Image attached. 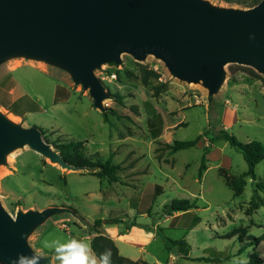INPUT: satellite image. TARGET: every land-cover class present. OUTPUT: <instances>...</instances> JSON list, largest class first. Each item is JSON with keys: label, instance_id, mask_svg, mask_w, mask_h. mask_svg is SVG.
Returning <instances> with one entry per match:
<instances>
[{"label": "rangeland", "instance_id": "obj_1", "mask_svg": "<svg viewBox=\"0 0 264 264\" xmlns=\"http://www.w3.org/2000/svg\"><path fill=\"white\" fill-rule=\"evenodd\" d=\"M209 1L239 9L260 2ZM121 59V66L106 64L95 72L112 97L104 101L103 113L62 70L24 59L0 65V110L24 127L40 129L58 153V145L81 141L86 157L102 163L109 159L120 168L119 180L110 183L89 175L93 171L65 172L29 147L11 153L7 167L0 168V203L9 215L49 206L67 207L74 214L50 217L30 236L29 246L56 264L44 243L69 238L89 243L94 236L91 224L100 220L99 231L117 232L123 257L150 264H164L168 258L172 264H247L256 252L264 264V237L241 253L236 237L224 238L236 227H247L255 238L264 236V161L255 166L256 179H246L241 194L234 196L225 181L243 173L246 163L228 142L213 141L224 130L241 143L255 140L264 147V78L249 67L225 66L226 78L210 111L206 90L170 77L159 60L149 56L138 63L125 54ZM138 64L159 78L144 86ZM112 73L115 79L102 80ZM153 85L164 86L158 96L153 95ZM196 138L200 140L192 148L174 154L167 148L173 141ZM204 147H209L207 169L199 180ZM155 184L163 192L155 197L151 214L140 217L133 204L139 207ZM173 199L195 201L197 209L168 215L166 206ZM112 218L118 222L104 223ZM133 223L149 234L142 249L126 234Z\"/></svg>", "mask_w": 264, "mask_h": 264}, {"label": "water", "instance_id": "obj_2", "mask_svg": "<svg viewBox=\"0 0 264 264\" xmlns=\"http://www.w3.org/2000/svg\"><path fill=\"white\" fill-rule=\"evenodd\" d=\"M162 62L170 77L206 90L210 111L221 90L225 66L249 67L264 78V0L251 8L209 0H0V65L24 59L64 71L87 91L93 108L105 112L112 97L95 75L103 65H122V55ZM29 147L63 171H92L66 163L37 127H24L0 110V168L11 153ZM67 207L17 210L0 203V264L17 253H36L30 236Z\"/></svg>", "mask_w": 264, "mask_h": 264}, {"label": "trees", "instance_id": "obj_3", "mask_svg": "<svg viewBox=\"0 0 264 264\" xmlns=\"http://www.w3.org/2000/svg\"><path fill=\"white\" fill-rule=\"evenodd\" d=\"M226 3H232L231 0H223ZM252 6V5H251ZM250 6V7H251ZM139 68V79L144 86L148 85L150 80L156 81L159 78V74L149 70L146 66L138 64ZM163 85H153L151 86V90L153 91L154 96H158L163 90ZM57 97V91L55 92V99ZM114 98L117 102H121V97L119 95H114ZM105 119V117H104ZM44 134V132H42ZM224 140L228 142V144L238 151L243 160L246 163V170L241 173L238 177L227 180L226 185H228L232 191L234 196H239L243 190V187L246 184V179L255 180V166L264 161V147L258 141L252 140L246 143L239 142L233 135H229L224 130H221L215 137L214 140ZM200 138H196L192 141H173L171 145H168L167 148L170 150L172 154L177 151L192 148L196 146ZM63 158V160L72 166H81L87 169H92V173L89 175H93L98 179L106 178L108 182H117L119 177L116 175L117 171L120 170L118 165L111 164L110 160H106L105 162H101L99 160L92 161L90 158L86 157L84 152L82 151L83 143L81 141H70L65 144L58 145L56 147ZM209 153V147H204V154L201 158L199 170H198V179L202 178L203 173L206 171V155ZM162 193V186L155 184L153 186V192L150 195H146L145 199L141 201L139 207L137 204H133L134 210L136 212H146L147 214H151L152 203L155 200V197ZM253 201V200H252ZM191 209H197L195 206V201H191L189 199H173L166 206V212L168 215H171L174 212H187ZM118 222L117 218H112L109 220H105L104 223L115 224ZM135 226V224H132ZM101 226V221L96 220L93 224H91L90 232L94 234V236L89 240V244L91 246L92 251L99 256L105 249H110L112 253V264H148L143 261H132L121 256L118 253V250L113 242L108 236L104 235L97 228ZM247 227H236L232 229L228 234L225 235L224 238L231 239L236 237V239L240 243V247L237 250V253H241L248 246H256L258 242L262 240L264 237L261 235L260 237H253L247 234ZM179 242V241H178ZM174 242V243H178ZM202 260V259H201ZM247 264H263V259H261L256 252H253L249 255Z\"/></svg>", "mask_w": 264, "mask_h": 264}, {"label": "clouds", "instance_id": "obj_4", "mask_svg": "<svg viewBox=\"0 0 264 264\" xmlns=\"http://www.w3.org/2000/svg\"><path fill=\"white\" fill-rule=\"evenodd\" d=\"M44 248L52 251L56 264H112L110 249L97 256L90 244L82 239H57L51 243L45 242ZM41 261V255L17 253L14 259H9L8 264H41Z\"/></svg>", "mask_w": 264, "mask_h": 264}, {"label": "crops", "instance_id": "obj_5", "mask_svg": "<svg viewBox=\"0 0 264 264\" xmlns=\"http://www.w3.org/2000/svg\"><path fill=\"white\" fill-rule=\"evenodd\" d=\"M207 169V168H206ZM132 170V172L135 170L134 168H132L131 169ZM162 192H163V187H162ZM132 209H134V208H132ZM135 213L136 214H138L140 217H146V216H149V214H147L146 212H136L135 211ZM180 213H183V212H174V214L172 215V216H175V215H178V214H180ZM103 227V226H102ZM102 233H103V231H102ZM104 235H106V236H108L111 240H113V242H114V244H115V246H116V248H117V250H118V253L121 255V256H123L124 254H122L121 252H120V250H119V247H118V245H117V239H118V235H117V232L116 231H114V232H110V234L108 235V234H105V233H103ZM126 234L127 235H130V237H132L133 239H136L137 241H139L140 243H141V246H140V249H142V247H143V244L144 243H148L149 242V234H147L144 230H142L141 228H137L136 226H133L132 224L129 226H127V228H126ZM186 244H187V246H188V248H189V250H190V246L188 245V243L186 242ZM188 250V251H189ZM188 254H189V252H188ZM125 258H127V259H130V260H132V261H143V260H141V259H133V258H129V257H127V256H124ZM172 258V257H171ZM143 262H146V261H143ZM147 263V262H146ZM148 264H150V263H148ZM155 264H162V262H159V261H157ZM164 264H172L170 261H169V258H168V260H166L165 262H164Z\"/></svg>", "mask_w": 264, "mask_h": 264}, {"label": "built area", "instance_id": "obj_6", "mask_svg": "<svg viewBox=\"0 0 264 264\" xmlns=\"http://www.w3.org/2000/svg\"><path fill=\"white\" fill-rule=\"evenodd\" d=\"M105 79H109V80L115 79V74L112 73V74H109L108 76L102 78V80H105Z\"/></svg>", "mask_w": 264, "mask_h": 264}]
</instances>
